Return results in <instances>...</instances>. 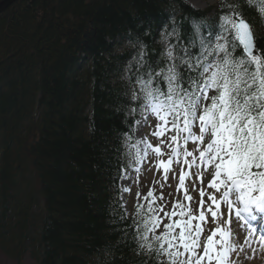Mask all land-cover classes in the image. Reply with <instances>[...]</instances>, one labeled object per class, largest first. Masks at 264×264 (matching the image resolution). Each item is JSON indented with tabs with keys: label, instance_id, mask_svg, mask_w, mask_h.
<instances>
[{
	"label": "trees",
	"instance_id": "1",
	"mask_svg": "<svg viewBox=\"0 0 264 264\" xmlns=\"http://www.w3.org/2000/svg\"><path fill=\"white\" fill-rule=\"evenodd\" d=\"M162 10L182 35L207 13L180 0H18L0 14V253L16 264H156L121 219L117 183L129 57L137 37L159 51ZM240 10L264 50V18Z\"/></svg>",
	"mask_w": 264,
	"mask_h": 264
},
{
	"label": "snow or ice",
	"instance_id": "2",
	"mask_svg": "<svg viewBox=\"0 0 264 264\" xmlns=\"http://www.w3.org/2000/svg\"><path fill=\"white\" fill-rule=\"evenodd\" d=\"M242 3L264 18V0H221L218 19H193L191 31L184 35L177 26L165 29L161 47L152 55L142 40L134 41L136 52L127 69L132 102L125 132L129 165L139 172L154 154L152 164L162 170L165 184L170 172L175 178L173 165L180 166L176 190L184 193L183 200L172 201L170 210L162 190L159 196L154 187L143 197L136 193L129 227L139 252L156 264H230L236 246L232 233L220 226L221 204L242 227L247 226L246 244L257 232L264 243L260 222L264 217V50L256 47L252 28L240 10ZM137 114L144 123L150 115L156 119L151 135L158 144L147 137L133 140L130 126L141 123L134 121ZM189 143L194 145L191 151ZM194 167L195 180L203 185L205 176L211 175L207 188L214 190L200 187L195 210L185 184ZM120 178L130 179L126 168L120 169ZM205 196L211 201L207 206ZM206 213L217 224L207 235L202 227ZM121 219H127V212ZM230 222L223 220L224 225Z\"/></svg>",
	"mask_w": 264,
	"mask_h": 264
},
{
	"label": "rangeland",
	"instance_id": "3",
	"mask_svg": "<svg viewBox=\"0 0 264 264\" xmlns=\"http://www.w3.org/2000/svg\"><path fill=\"white\" fill-rule=\"evenodd\" d=\"M183 1L186 2L187 4H189L190 6H192V8L200 9L201 11L209 10L210 8L214 7V2L212 0H183ZM162 11L163 12H159L158 21H156L157 25H159L161 22H164L166 20V17L172 18V16H170V12L164 11V10H162ZM182 23L188 25V23H186L185 20H183L181 22V24ZM136 28L137 27H135V29ZM139 28L142 29V26ZM155 28L156 27L154 26L153 32L151 31L152 33H154ZM188 28H189V25H188ZM122 64H120V65H122ZM128 89L130 90V85H128ZM130 97H131V93L129 94V98ZM140 122H141L140 124H136V126H135L134 134L136 136V139H142L144 137H147V139L154 145V140L157 138L152 136L151 132L154 130V126L157 122L148 120L147 123H144L143 119L140 120ZM193 148H194V145H191L190 147H188V149L190 151L193 150ZM155 159H156L155 155L150 153L149 157H148V162L144 163L143 166L140 168V171L144 170V178H146V181H150L149 185H147L146 183H144L143 185L146 187H154L155 188V195H156V193L159 194L161 192V190L163 191V194H166V191H170L172 188L167 183L165 184L164 181L162 180V172H161L160 176L157 175V169L152 164V162ZM140 171L136 172L133 170H131V171L129 170V172H127V173L129 175L130 179H120V177H119V180H118V188L120 190L123 187H130V189H131L130 192H122L121 191V195L119 196V198H121L120 199L121 205H124L123 209L125 212H127V215H129V216L131 215L130 206H131V204H133V198H134V196H133L134 195V188H131V185L133 183V179L135 180L138 177L137 174L140 173ZM173 171L175 173V178H176V181L174 184V190H175L176 182L178 179L177 178V169L174 168ZM169 176H170V178L174 179L172 172H170ZM131 178H133V179H131ZM155 181H160V183L159 184L154 183ZM161 184H164L163 189H161ZM193 184L196 185L195 190L197 192H199V189L201 186H203V187L206 186L204 184V181H203V185H201L199 181L195 180V178L193 179ZM139 192L141 193V196H143L145 194V189L141 187ZM210 203H211V201H208V204H210ZM206 217H207V223L206 224H209L211 226V230L215 229L217 227V224H214L212 222L211 214L206 213ZM229 219L231 220L230 216H228L227 214H225V212H223V217H222L221 221L219 222L220 226L223 228V220H229ZM194 223H195V221H194ZM206 224L202 223V227L205 229V235L209 234V232L206 229ZM226 228L230 231L233 229V227L230 224ZM231 242L233 244H235L236 251L231 254L232 262L230 264H264L263 258L260 255L258 257H256L255 253L247 252L246 250H244L243 246H240L237 243V241L233 240ZM241 249H243V250H241ZM31 263H33V262H30V261H28L27 258H25V262L23 264H31ZM0 264H16V263L13 262L10 258H8V257H6L0 253Z\"/></svg>",
	"mask_w": 264,
	"mask_h": 264
},
{
	"label": "water",
	"instance_id": "4",
	"mask_svg": "<svg viewBox=\"0 0 264 264\" xmlns=\"http://www.w3.org/2000/svg\"><path fill=\"white\" fill-rule=\"evenodd\" d=\"M17 0H5L0 3V14L7 8L8 5L14 3Z\"/></svg>",
	"mask_w": 264,
	"mask_h": 264
},
{
	"label": "bare ground",
	"instance_id": "5",
	"mask_svg": "<svg viewBox=\"0 0 264 264\" xmlns=\"http://www.w3.org/2000/svg\"><path fill=\"white\" fill-rule=\"evenodd\" d=\"M3 1H5V0H0V3L3 2ZM17 1H18V0H17ZM17 1H15V2H17ZM15 2H14V3H15ZM12 4H13V3H12ZM12 4L8 5L7 8H9ZM7 8H6V9H7ZM6 9H5V10H6ZM5 10H4V11H5ZM4 11H3V12H4Z\"/></svg>",
	"mask_w": 264,
	"mask_h": 264
}]
</instances>
